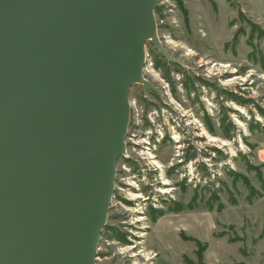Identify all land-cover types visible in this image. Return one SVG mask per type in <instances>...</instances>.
<instances>
[{
  "label": "rangeland",
  "instance_id": "obj_1",
  "mask_svg": "<svg viewBox=\"0 0 264 264\" xmlns=\"http://www.w3.org/2000/svg\"><path fill=\"white\" fill-rule=\"evenodd\" d=\"M158 6L172 60L146 43L155 69L143 77L153 87L131 89L141 121L132 108L133 160H118L96 263L264 264V0ZM148 129L155 149L143 141Z\"/></svg>",
  "mask_w": 264,
  "mask_h": 264
},
{
  "label": "water",
  "instance_id": "obj_2",
  "mask_svg": "<svg viewBox=\"0 0 264 264\" xmlns=\"http://www.w3.org/2000/svg\"><path fill=\"white\" fill-rule=\"evenodd\" d=\"M160 2L0 0V264H97Z\"/></svg>",
  "mask_w": 264,
  "mask_h": 264
},
{
  "label": "built area",
  "instance_id": "obj_3",
  "mask_svg": "<svg viewBox=\"0 0 264 264\" xmlns=\"http://www.w3.org/2000/svg\"><path fill=\"white\" fill-rule=\"evenodd\" d=\"M149 53L148 54H146V61H145V65H144V70L145 71H150V69H153L154 68V62H153V60L151 59V57L149 56ZM147 65V66H146ZM146 66V67H145ZM155 69V68H154ZM130 105H131V110H132V108L133 109H135L136 110V113L134 112L133 113V120H134V118H135V116H136V120H137V122H140L141 121V116H140V114H139V109H138V107H137V102L135 101V100H131L130 101ZM151 114H150V118L152 117V122L153 123H156L157 124V126H158V129H159V131H160V128H161V126H163V124H161V123H158V119H159V115L160 114H158V111H153V112H150ZM154 117V118H153ZM161 117H164L165 119H163V121L164 122H162V123H165L166 125H168L169 126V124H170V122L172 121L171 120V116H170V112H169V110L168 109H163L162 110V114H161ZM131 121H132V119H131V117H130V123L129 124H131ZM137 127V126H136ZM136 127H135V129L132 131L133 133L135 132V130H136ZM149 132H151V129H148V130H146V137L145 138H143L144 140V142H146V143H148V144H151V142H152V146L154 147L153 149H155L156 148V145L159 143V145L158 146H160L161 145V142L160 141H158V143L156 144L155 143V141L154 140H151L150 138V135H149ZM132 134L130 133V136H131ZM130 136H129V138H130ZM146 139H148V140H146ZM159 139V138H158ZM126 140H127V138H126ZM143 141H138L139 143H141V142H143ZM143 153V152H142ZM150 155V153H148V152H146V153H143V155ZM124 155V157L125 158H127V159H131V160H133V157H132V154L130 155V153H129V151H125V153L123 154ZM130 162H127L126 160H124V164H123V169L124 170H129V168H131L132 166H130ZM135 176V175H134ZM136 177V176H135Z\"/></svg>",
  "mask_w": 264,
  "mask_h": 264
},
{
  "label": "trees",
  "instance_id": "obj_4",
  "mask_svg": "<svg viewBox=\"0 0 264 264\" xmlns=\"http://www.w3.org/2000/svg\"><path fill=\"white\" fill-rule=\"evenodd\" d=\"M178 4H180L181 9H182L183 12L186 14V22H188V19H187L188 12H187V10H185V9L183 8L182 3H181L180 1H179ZM161 10H162L161 6H158L157 9H156V14H160V11H161ZM161 64H162L161 61H157V66H158V67H160ZM117 233H119V232H117ZM183 236L186 237L185 234H183Z\"/></svg>",
  "mask_w": 264,
  "mask_h": 264
},
{
  "label": "bare ground",
  "instance_id": "obj_5",
  "mask_svg": "<svg viewBox=\"0 0 264 264\" xmlns=\"http://www.w3.org/2000/svg\"><path fill=\"white\" fill-rule=\"evenodd\" d=\"M164 191L167 192V190H164ZM138 196H139V195H138ZM138 196H137V197H138ZM135 197H136V196H135Z\"/></svg>",
  "mask_w": 264,
  "mask_h": 264
}]
</instances>
